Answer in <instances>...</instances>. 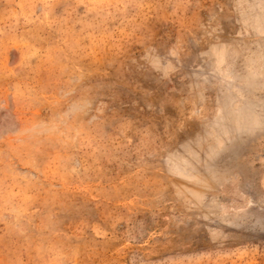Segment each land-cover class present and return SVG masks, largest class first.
Instances as JSON below:
<instances>
[{
  "label": "rangeland",
  "instance_id": "1",
  "mask_svg": "<svg viewBox=\"0 0 264 264\" xmlns=\"http://www.w3.org/2000/svg\"><path fill=\"white\" fill-rule=\"evenodd\" d=\"M0 264H264V0H0Z\"/></svg>",
  "mask_w": 264,
  "mask_h": 264
}]
</instances>
